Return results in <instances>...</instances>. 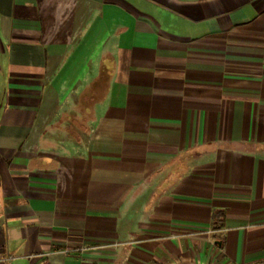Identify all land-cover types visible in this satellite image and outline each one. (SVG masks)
<instances>
[{
	"label": "crops",
	"instance_id": "1",
	"mask_svg": "<svg viewBox=\"0 0 264 264\" xmlns=\"http://www.w3.org/2000/svg\"><path fill=\"white\" fill-rule=\"evenodd\" d=\"M0 80V264H264V0H0Z\"/></svg>",
	"mask_w": 264,
	"mask_h": 264
},
{
	"label": "rangeland",
	"instance_id": "2",
	"mask_svg": "<svg viewBox=\"0 0 264 264\" xmlns=\"http://www.w3.org/2000/svg\"><path fill=\"white\" fill-rule=\"evenodd\" d=\"M88 85V82L82 81L69 87L65 98H63V102L59 104L53 114L46 130L52 136L60 139L61 141L59 142L66 143L67 141H73L69 138L68 133L76 141L80 140L84 136L85 130L93 122L95 118L93 104L97 98L93 96L94 91L88 92ZM66 147L67 145L65 144L64 148Z\"/></svg>",
	"mask_w": 264,
	"mask_h": 264
},
{
	"label": "built area",
	"instance_id": "3",
	"mask_svg": "<svg viewBox=\"0 0 264 264\" xmlns=\"http://www.w3.org/2000/svg\"><path fill=\"white\" fill-rule=\"evenodd\" d=\"M82 250H83L82 248H79V249L73 248V249H65L64 252L68 254L71 252H78V251H82Z\"/></svg>",
	"mask_w": 264,
	"mask_h": 264
}]
</instances>
